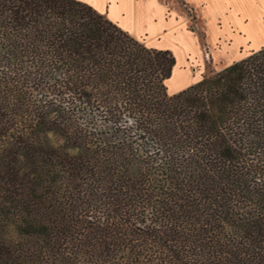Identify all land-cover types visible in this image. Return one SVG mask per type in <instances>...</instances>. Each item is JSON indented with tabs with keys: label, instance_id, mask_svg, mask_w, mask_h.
Listing matches in <instances>:
<instances>
[{
	"label": "trees",
	"instance_id": "trees-1",
	"mask_svg": "<svg viewBox=\"0 0 264 264\" xmlns=\"http://www.w3.org/2000/svg\"><path fill=\"white\" fill-rule=\"evenodd\" d=\"M174 65L0 0V264H264V47L169 95Z\"/></svg>",
	"mask_w": 264,
	"mask_h": 264
},
{
	"label": "crops",
	"instance_id": "crops-1",
	"mask_svg": "<svg viewBox=\"0 0 264 264\" xmlns=\"http://www.w3.org/2000/svg\"><path fill=\"white\" fill-rule=\"evenodd\" d=\"M77 1L147 48L173 54L175 65L166 82L169 95L200 81L207 59L226 67L264 47V0ZM192 23L195 29H189Z\"/></svg>",
	"mask_w": 264,
	"mask_h": 264
},
{
	"label": "rangeland",
	"instance_id": "rangeland-1",
	"mask_svg": "<svg viewBox=\"0 0 264 264\" xmlns=\"http://www.w3.org/2000/svg\"><path fill=\"white\" fill-rule=\"evenodd\" d=\"M188 15L189 17H191L190 13L188 12ZM189 29H195V25L192 23L189 27ZM198 34H199V37L201 39V41L203 40V34H202V31L198 30ZM175 58V57H174ZM209 59H207L206 61V65H205V68H204V71H203V74H202V77L206 76L209 74V72H218L221 70V68L224 67V65H226L224 62H221L220 64L216 63V66L213 64V62L210 60L208 61ZM218 70V71H217ZM171 77V76H170ZM169 77V78H170ZM169 94V92H168Z\"/></svg>",
	"mask_w": 264,
	"mask_h": 264
}]
</instances>
